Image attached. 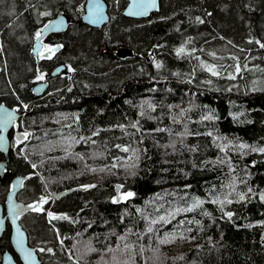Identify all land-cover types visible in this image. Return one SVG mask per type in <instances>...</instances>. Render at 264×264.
<instances>
[{"label": "trees", "instance_id": "obj_1", "mask_svg": "<svg viewBox=\"0 0 264 264\" xmlns=\"http://www.w3.org/2000/svg\"><path fill=\"white\" fill-rule=\"evenodd\" d=\"M84 1L0 0V102L28 134H9L0 202L15 174L19 199H45L22 218L41 264H264V0H159L143 19L105 0L100 27L81 21ZM61 11L67 29L44 38L60 47L36 62V33ZM60 62L69 73L35 94ZM115 184L135 195L113 203Z\"/></svg>", "mask_w": 264, "mask_h": 264}, {"label": "water", "instance_id": "obj_2", "mask_svg": "<svg viewBox=\"0 0 264 264\" xmlns=\"http://www.w3.org/2000/svg\"><path fill=\"white\" fill-rule=\"evenodd\" d=\"M141 2L142 0H127V3L125 4L122 10V14L125 15L126 17H130L134 19H143L149 17L152 13L159 11L160 2L159 0H155L156 6L154 8L149 9L147 13L129 14L130 11L137 13L139 11H142L139 9H133L134 3L139 4ZM143 2H147V0H143ZM97 5L99 7H97ZM90 9L92 10L93 13L92 15H90L89 12ZM108 18L109 15L107 12V4L105 0L84 1L83 12L81 14V21L83 23L94 27H100L108 20ZM57 21H63V24L56 29L44 28L45 25L55 23ZM69 23H70L69 15L64 11H61L56 15L50 17L43 25H41L38 31H40L41 29H44V31L41 33L39 40H37L35 36L30 50L36 62H39L42 58H47L50 55L49 53L44 51V46H49L44 41L46 35L50 33H59L65 31ZM56 46H60V45L57 44L53 48H55ZM115 55L120 58L130 57L133 55V51L128 47H118L115 50ZM68 73H69L68 67L64 62L57 63L51 69L46 70L44 72L43 80H38L34 82V84L32 85V91L37 95H41L47 89L48 79L59 74H68ZM23 112L24 111L22 109H16L15 107L6 105L4 102H0V136L4 137L3 147H0V153L2 154V156L0 157V177L3 176L6 170L8 169L9 149L11 145L9 133L13 127L19 128V120ZM9 115L12 117L10 121L8 120ZM23 136L24 133L18 131L16 132V139L20 140ZM25 179L26 176L21 174H15L10 179L9 187L6 191L4 201L0 202V235L3 229L5 228L6 217H9L10 222L12 224L11 234H10L11 243L14 249L16 250V252L19 253L20 259L23 262V264H41V260L38 257L35 247L30 246L28 244L26 230L19 223V216L25 213L26 211L30 210L28 208V205H36L39 203V201H37L35 203L27 204L17 199V194L22 188ZM72 190H74V187L57 190V191H51V197L54 199H58L61 196L68 194ZM115 190H116V199H119L121 195L119 193V184H115ZM4 211L5 213H3ZM13 212L16 213L15 216L13 215ZM17 229H19V233L22 234L23 248L27 251L32 252L31 260H25L24 258L25 253L24 251L21 250V247L18 246ZM0 264H17V263L14 260L12 254L8 250H6L2 253Z\"/></svg>", "mask_w": 264, "mask_h": 264}, {"label": "snow or ice", "instance_id": "obj_3", "mask_svg": "<svg viewBox=\"0 0 264 264\" xmlns=\"http://www.w3.org/2000/svg\"><path fill=\"white\" fill-rule=\"evenodd\" d=\"M155 6H156V4H155V0H147V2H143V0H142V2L139 3V4H136V3L133 4V9H139V10H142V11H139L138 13H137V12H131V11H130L129 14H145V13H147V11H148L149 9L154 8ZM97 7H99V6L97 5ZM89 12H90V15L93 14L91 9L89 10ZM47 14H48V13H44V15H47ZM93 22H95V21H93ZM202 22H203V21H201V23H202ZM62 24H63V21H57V22H55V23H51V24L45 25L44 28H45V29H56V28H58V27H59L60 25H62ZM43 31H44V29H41L40 31H38V32L36 33V38H37V40L40 39L41 33H42ZM59 47H60V46H56L55 48L50 47V46H44V51H46L47 53L50 54L47 58H51V55L54 54L56 51H58ZM261 47H264V44H261ZM184 52H185V49H184L183 47H181V48H179V49L177 50V54H178V55H179V54H182V53H184ZM212 55H215V54L213 53ZM157 67H160V65L157 64ZM205 68H206L207 71H209L213 76H217V75L220 74V73L216 70V68H215L214 66H212V65H205ZM235 70H236L237 73H239V72L241 71V68H240L239 64H237V65L235 66ZM229 78H230V79H234L235 77H234V76H229ZM37 79H38V80H43V79H44V76H43V75H39V76H37ZM25 107H26V106H25ZM206 118H207V117H206ZM11 119H12V117L9 115V116H8V120L10 121ZM27 135H28L27 133H24V136H25V137H26ZM3 142H4V137H3V136H0V147H3ZM240 147H241V148H244V147H247V146L241 144ZM122 150L125 151V152H127L129 149H128V148H123ZM222 150H223V149H222ZM259 151L264 152V148L259 149ZM33 167H35V165H33ZM120 187H123V186L121 185ZM250 191H251V190H250ZM134 195H135V193H133V192H131V191H127V192L121 193L119 199L114 198L112 202H113V203H119V202H121L122 200H123V201H126V200L132 198ZM244 199H245V196H244L243 194L240 195V200H244ZM260 199H261V200H264V194H261ZM212 202H213V203H220V204H223V203H225V202H227V203H231L232 201H231V200H227V201H218V200H214V201H212ZM43 203H46V201H45V199H44L43 197H41L40 203H38V204H36V205H28V208L31 209L32 211H37V212H39V211H42V210H43V209L41 208V204H43ZM202 204H203V201H202V200L196 199L195 202H194V204H193V207L188 208L187 211H192L195 207H199V206L202 205ZM13 215L15 216L16 213L13 212ZM205 215H210V214L207 213V212H205ZM225 215L228 216L229 219H231V217H232L233 214H232L231 212H228V213H225ZM48 216H49L50 219H53V220H54V219H61V218H63V219H67L66 216H65V217H57V216H55V215H54L53 213H51V212H48ZM161 219H163V217H161ZM197 223H199V222L197 221ZM149 231H151V229H149ZM17 233H18V240H17V243H18V246L21 247V250L24 251V253H25V256H24L25 260H31V259H32V252L27 251V250H25V249L23 248L22 234L19 233V229H17ZM121 239H124V237H121ZM161 242L163 243L164 241H161ZM126 247H127V245H126ZM41 251H44V249H41ZM49 251H50V250H49Z\"/></svg>", "mask_w": 264, "mask_h": 264}, {"label": "flooded vegetation", "instance_id": "obj_4", "mask_svg": "<svg viewBox=\"0 0 264 264\" xmlns=\"http://www.w3.org/2000/svg\"><path fill=\"white\" fill-rule=\"evenodd\" d=\"M49 46H50V45H49ZM17 199L20 200V201H22V202H24V203L30 204V202H26V201H23V200L19 199L18 196H17ZM3 213H5V211H4ZM26 213H27V211H26L25 213H23L22 215L19 216V223H20L21 226H22V218H23V216H24ZM11 225H12V224H11V222H10L9 217H6V219H5V228L3 229L1 235H2L3 233H6V237H7V243H8V245H7V248L4 249V250L1 252V254H0V263H1L2 253H3L4 251L8 250V251L12 254V256H13V258H14V260L16 261L17 264H23V262H22L21 259H20L19 253L16 252V250L14 249V247H13V245H12V243H11V239H10ZM22 227H23V226H22ZM23 228H24V227H23ZM24 229H25V228H24ZM26 233H27V232H26ZM1 235H0V236H1ZM27 239H28V235H27ZM28 244H29L30 246L35 247L34 245H31V244L29 243V239H28ZM35 250H36V252H37L36 247H35ZM37 254H38V252H37ZM38 257H39V255H38ZM39 259H40V257H39Z\"/></svg>", "mask_w": 264, "mask_h": 264}, {"label": "rangeland", "instance_id": "obj_5", "mask_svg": "<svg viewBox=\"0 0 264 264\" xmlns=\"http://www.w3.org/2000/svg\"><path fill=\"white\" fill-rule=\"evenodd\" d=\"M15 108H16V107H15ZM19 123H20V122H19ZM17 131H18V132H22V133H24V131L21 130L20 128H15V127H13L12 130H11V132H12V136H13V137H14V135L16 136V132H17ZM14 140L17 141L16 138H14Z\"/></svg>", "mask_w": 264, "mask_h": 264}]
</instances>
